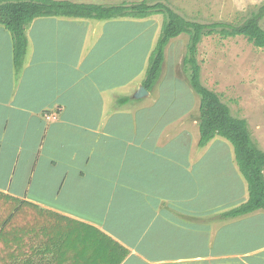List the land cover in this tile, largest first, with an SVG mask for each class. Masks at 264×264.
Instances as JSON below:
<instances>
[{"label":"crops","instance_id":"obj_1","mask_svg":"<svg viewBox=\"0 0 264 264\" xmlns=\"http://www.w3.org/2000/svg\"><path fill=\"white\" fill-rule=\"evenodd\" d=\"M149 20L36 18L26 28L20 68L12 35L0 25V264L229 262L235 255L212 252L223 229L264 218V210L226 218L230 210L207 209L204 194L191 196L188 177L179 180L166 168L186 167L189 175L200 162L190 160V144L186 158H174L171 148L181 145L173 141H189L190 133L175 136L179 122L164 112L159 123L158 111L151 120L153 108L144 116L127 113L126 105L152 97L151 91L134 98L156 46L150 37L143 43ZM132 68L135 76L122 78ZM122 98L131 101L120 103ZM142 119L146 124L139 126ZM238 179L240 206L249 197ZM195 199L203 209L190 207ZM153 227L161 230L143 246L142 235ZM172 240L183 256L161 251ZM261 249L241 256H259Z\"/></svg>","mask_w":264,"mask_h":264},{"label":"rangeland","instance_id":"obj_2","mask_svg":"<svg viewBox=\"0 0 264 264\" xmlns=\"http://www.w3.org/2000/svg\"><path fill=\"white\" fill-rule=\"evenodd\" d=\"M118 1L130 4L142 1H147L149 4L161 2L169 5L174 11L190 21L232 24L245 22L264 4V0ZM162 23V15L150 17L147 26L145 25L143 29V43L148 41V37H150L151 43H157ZM261 26L264 29V20L261 22ZM157 33L158 38H156ZM188 44L189 36L185 34L170 42L166 48L167 58L163 73L152 91V97H145L146 99L138 104L126 105L127 113H131L135 117L140 116V114L144 116L147 113L144 112L145 109L153 108L152 111H149V117L153 120L155 111H158L159 119L156 120L157 123H159L160 115L163 112L176 122L181 123L183 121L182 124L177 123L175 126V136H180L183 132H189V141L186 137H179L173 141L174 144L181 145L171 148L176 156L174 158L177 159L179 156L186 158L185 147L190 144V160L200 159V162L191 166L189 175L185 174L186 167L181 169L179 167L166 168L179 180L182 176L188 177L190 191L194 193L191 196L194 197L199 194L202 196L204 194V198H201V200L207 209L221 206L223 210H232L241 203L238 201L242 197L240 192L242 185L237 182L239 181L238 178L243 180L244 192L249 197L248 184L237 165L234 147L228 140L218 136L206 147L199 146L200 96L190 86L184 63ZM197 60L201 67L203 85L218 93L230 107L234 116L246 120L253 141L264 151V49L254 47L243 37L223 39L219 35H214L205 37L198 46ZM136 71L132 68L122 78H132L135 76ZM145 77L146 72L138 78V83L141 82L142 84ZM136 86L138 85L135 84ZM130 94V91H125L123 96L129 95L131 97ZM144 124L146 123L142 119L139 126H144ZM185 124L190 126L189 129ZM166 140L165 137L163 141ZM182 170L184 175L181 173ZM197 205L195 199L191 202L190 207L203 209V207H196ZM166 228H168L167 225L161 229L165 232ZM159 231L155 227L146 231V235H142L141 242L143 246L151 243ZM220 234V241L217 245L215 244L212 252L220 253L222 256H235L229 262L222 259L216 264H225L226 262V264H264V253L246 259L241 256L243 253H253L254 250L264 247L263 217L259 219L254 217L238 224L234 223L224 228ZM158 244H160L159 240ZM194 250L195 248H191L185 250V253L189 255ZM261 250L264 251V249ZM161 251L168 252V254L179 252V246L175 240H172L162 246ZM183 251L172 254L171 257L183 256Z\"/></svg>","mask_w":264,"mask_h":264},{"label":"trees","instance_id":"obj_3","mask_svg":"<svg viewBox=\"0 0 264 264\" xmlns=\"http://www.w3.org/2000/svg\"><path fill=\"white\" fill-rule=\"evenodd\" d=\"M155 15H162L163 23L159 39L149 58L143 87L149 92L153 91L163 73L167 46L173 39L188 35L189 44L184 63L190 86L200 96L199 146L206 147L218 136L228 140L234 147L237 165L248 184V200L223 216L235 218L264 210V151L253 141L246 120L234 116L220 95L203 85L201 67L197 60L198 46L205 37L214 35L223 39L243 37L254 47L264 49V29L261 26L264 4L245 22L232 24L190 21L161 2H123L107 6L57 0H0V25L12 35L14 63L17 68L23 66L27 54L26 28L36 18L63 16L106 20L145 19ZM129 101L130 98H122L120 103L126 104Z\"/></svg>","mask_w":264,"mask_h":264},{"label":"water","instance_id":"obj_4","mask_svg":"<svg viewBox=\"0 0 264 264\" xmlns=\"http://www.w3.org/2000/svg\"><path fill=\"white\" fill-rule=\"evenodd\" d=\"M146 96H149V91L145 87L140 86L134 98L139 100V99H143Z\"/></svg>","mask_w":264,"mask_h":264}]
</instances>
